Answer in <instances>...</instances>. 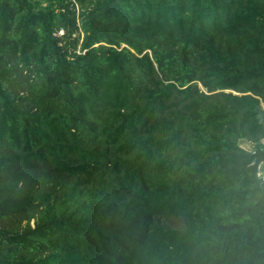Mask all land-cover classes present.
I'll list each match as a JSON object with an SVG mask.
<instances>
[{
	"label": "trees",
	"instance_id": "16d2710c",
	"mask_svg": "<svg viewBox=\"0 0 264 264\" xmlns=\"http://www.w3.org/2000/svg\"><path fill=\"white\" fill-rule=\"evenodd\" d=\"M258 106L264 0H0V264H264Z\"/></svg>",
	"mask_w": 264,
	"mask_h": 264
},
{
	"label": "water",
	"instance_id": "95a60500",
	"mask_svg": "<svg viewBox=\"0 0 264 264\" xmlns=\"http://www.w3.org/2000/svg\"><path fill=\"white\" fill-rule=\"evenodd\" d=\"M256 111H257L259 122L264 124V107L258 106Z\"/></svg>",
	"mask_w": 264,
	"mask_h": 264
},
{
	"label": "rangeland",
	"instance_id": "374dc122",
	"mask_svg": "<svg viewBox=\"0 0 264 264\" xmlns=\"http://www.w3.org/2000/svg\"><path fill=\"white\" fill-rule=\"evenodd\" d=\"M262 144H264V139L262 140ZM241 146L244 149H247V150H250L252 148V145L249 142H247V141H242L241 142ZM262 174H264V168L262 169ZM30 224L32 225L33 224V221H31Z\"/></svg>",
	"mask_w": 264,
	"mask_h": 264
},
{
	"label": "clouds",
	"instance_id": "9594fccd",
	"mask_svg": "<svg viewBox=\"0 0 264 264\" xmlns=\"http://www.w3.org/2000/svg\"><path fill=\"white\" fill-rule=\"evenodd\" d=\"M258 179H264V174L260 175Z\"/></svg>",
	"mask_w": 264,
	"mask_h": 264
}]
</instances>
